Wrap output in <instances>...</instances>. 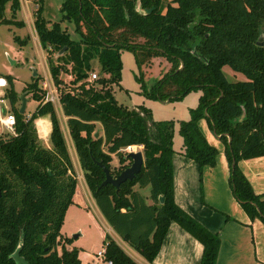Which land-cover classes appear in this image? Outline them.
Here are the masks:
<instances>
[{"label":"trees","instance_id":"1","mask_svg":"<svg viewBox=\"0 0 264 264\" xmlns=\"http://www.w3.org/2000/svg\"><path fill=\"white\" fill-rule=\"evenodd\" d=\"M34 1V29L60 89L85 181L107 222L151 261L174 220L203 244L199 264H215L219 235L175 202L174 119H154L143 103H120L112 85L121 77V50L128 49L135 55V78L146 97L171 101L199 89L197 104L178 121L181 153L195 160L199 173L204 165L215 164L217 149L198 122L204 118L224 144L233 196L251 218L264 222V192L254 190L238 165L240 159L264 155V41L258 43L264 33V0H139L143 12L136 9L137 0H62L60 10L73 21L75 36L60 21L44 17L43 0ZM7 3L12 15L20 6L19 0H0V22L24 24L5 17ZM53 51L60 52L58 61L50 56ZM152 56L165 57L170 66L147 88L140 66ZM97 64L99 75L88 84L89 71ZM225 64L246 78L229 80ZM62 71L72 75L75 90L59 87ZM5 77L15 132L0 133V264H17L10 253L19 243L29 264H80L79 248L68 247L72 238L60 232L77 179L54 104L43 101L45 90L36 80L29 82L38 103L26 116L15 104L18 94L11 76ZM42 115L51 122L50 145L40 140L34 121ZM97 123L102 133L96 134ZM131 144H142L140 171L118 189L111 183L99 186L104 171L97 160L115 175L130 164L124 148ZM112 154L117 167L111 166ZM135 185L149 186L151 203ZM103 240L105 259L139 264L107 232Z\"/></svg>","mask_w":264,"mask_h":264},{"label":"rangeland","instance_id":"2","mask_svg":"<svg viewBox=\"0 0 264 264\" xmlns=\"http://www.w3.org/2000/svg\"><path fill=\"white\" fill-rule=\"evenodd\" d=\"M168 1L170 0H163L164 4ZM61 2L62 0H43L42 14L45 18L49 19V21H60L61 26L63 28L65 27L69 31L71 36H75L76 33L74 31V23L71 19L68 20L63 16V12L60 10ZM135 5L137 9H140L141 11L144 10L137 1ZM36 6L37 3L34 0H28L27 3L25 2V0H21L20 6L17 9L16 13L12 15V12L9 8V3H7L5 8V17H12L14 20H22L24 21V24L18 25L13 23L0 22V75L5 77L6 74H9L11 76L12 86L14 90L19 94V96L20 94H22V92H25V90H27L25 92V97L27 98V107L24 114H27L28 112L31 113L38 103V100H36L32 96L33 89L27 86L29 82H33L34 80H36L37 85L45 90L43 101L45 100V96L49 88L43 86L42 82L45 80V77L48 78V85L52 89H54V91L55 89H57L58 93L60 92V89L57 87V85L54 84L48 68V64L46 61L47 51L40 47L36 32L33 28L34 24L32 25V23H30L31 19L34 17L32 13H34ZM15 36H18L19 39L23 40V42L21 43L19 40H17V38H15ZM135 38L142 39V37ZM59 53L60 52L58 51H53L50 53V56L52 57L54 62L58 61L56 59V56ZM121 59L122 69L120 80L118 83H114L112 85V90L116 99L120 103H123L128 107H134L139 103H144L151 109L152 117L154 119H174L175 132L173 137V147L176 148L177 146L182 144V136L179 134L177 129L178 121L180 119H186L189 116V108L194 107L197 104L200 90L192 89L183 97L171 101L160 100L157 98H148L143 94L140 83L135 78V74L138 73V66L133 51L122 49ZM169 66L170 62L163 56H152L144 59V62L141 64L140 69L142 71L143 79L147 88L150 87L152 82L156 78H158ZM98 69L99 68L97 64V68L94 67L91 71H89L88 78L86 80L88 84L92 83L94 79L98 77ZM34 70H36L35 74H33ZM92 71L97 72V76L94 79L90 78V73ZM223 71L229 80H240L246 78V75L243 72L233 70L228 64H225L223 66ZM60 76L62 78V83H60L59 85L61 89L75 90V84L71 80L72 75L69 72L62 71L60 73ZM58 102L59 101L56 100V102L52 103L54 104L56 111L59 112L64 124V128L66 129V116L64 117L60 112V105ZM16 105H21L20 99H18V101L16 100ZM96 126V129L100 131V123H97ZM0 131L4 133L6 132L5 130H1V126ZM206 132L211 138V140H207L217 149L215 155V161L217 162V157H219L221 153L225 155L224 144L213 133L208 124L206 126ZM40 140L45 145H50L49 139H47L48 144L43 139L40 138ZM67 141V148L68 150H70L69 153L72 159L76 179H78L79 177L78 181L82 180L83 172L79 167L80 164L77 162L73 144L68 134ZM141 147L142 146L139 147L138 145H136L134 148L139 149ZM124 150L128 151L125 148ZM73 160L75 162H73ZM118 165L119 162L117 156L115 154H112L111 166L117 167ZM145 189L148 190V187H141L142 192H144ZM200 197L203 198V195L201 194ZM86 202L90 205L89 209L77 206L72 203L67 206L60 232L63 235L70 236L72 238L71 243L74 246L81 248V256L83 259L86 256L88 261H92L94 264H108L107 259H105L106 261L97 259L96 255V251L104 247L103 239L105 233H108V230H106L107 226L105 225L99 214L96 212L95 205L91 202V200H89L88 198ZM228 217L230 216L228 215ZM77 232L79 233V235L74 236V234Z\"/></svg>","mask_w":264,"mask_h":264},{"label":"crops","instance_id":"3","mask_svg":"<svg viewBox=\"0 0 264 264\" xmlns=\"http://www.w3.org/2000/svg\"><path fill=\"white\" fill-rule=\"evenodd\" d=\"M25 2L27 3L28 0H25ZM33 19L34 17L30 22L32 25ZM26 91L27 90H25V92ZM25 92L22 93L26 95ZM5 99L6 105L4 106L10 108V101L7 93ZM18 99L21 100L19 94ZM25 100L26 110V97ZM58 103L60 105V112L65 117L61 104L60 102ZM0 105L2 108V103ZM56 113L68 146L67 134L69 137L70 134L67 124H65L66 130L59 112L56 111ZM29 114L30 112L25 115L28 116ZM38 120L40 123H38ZM34 121L39 137L48 144L47 139H49L51 129L49 116H38ZM198 122L207 139L211 140L206 132V120L201 118ZM97 133H102V129L100 131L98 130ZM139 149L142 150V147ZM174 149L172 166L175 202L209 230L219 235L220 242L215 264H264V222L260 218L252 219L244 207H242V204L233 196L228 181L229 167L225 155L221 153V155L217 157V162L214 165H204L201 173H199L198 164L195 160L181 153V144ZM74 152L77 162L79 163L75 148ZM73 162L75 161L73 160ZM239 167L242 168L251 181L254 190L258 193L264 192V155L240 159ZM80 169L82 170L81 167ZM78 179L73 195L74 202H72V204L89 209L90 205L86 202L89 198L95 205L96 212L107 226L106 230H108L110 236H112L137 263L199 264L203 244L174 220L170 222L167 228L159 251L151 261H148L123 240L107 222L87 186L84 175L82 180L78 181ZM147 187L148 190L145 189V191L142 192L141 187L135 185V188L145 196L146 201L151 203L152 198L149 196V186L147 185ZM201 194L203 198L200 197ZM226 214L230 217H227ZM76 235H79V233L77 232ZM72 245L73 244L70 243L68 247ZM80 249L81 248H79L80 264H94L92 261L89 262L86 256L84 259L82 258ZM97 259L105 260V258L101 256H97ZM107 263L113 264L110 260H107Z\"/></svg>","mask_w":264,"mask_h":264},{"label":"water","instance_id":"4","mask_svg":"<svg viewBox=\"0 0 264 264\" xmlns=\"http://www.w3.org/2000/svg\"><path fill=\"white\" fill-rule=\"evenodd\" d=\"M137 2L140 5V1L137 0ZM137 9V8H136ZM139 11H141L140 9H137ZM144 10H142L141 12H143ZM264 39V33L261 32L258 43L259 44H263V40ZM36 73V70H34L33 74ZM21 97V105L19 108L20 112H24L25 110V95L22 93L20 95ZM97 134V132H96ZM127 156L131 157V162L129 165H127L125 168L121 169L117 174H112L110 173L109 169L103 165L101 163V161L97 160V163L102 165L103 171H104V178L101 181L100 185H104L107 183H111L113 185H115L116 189L119 188L120 183L123 182L124 180L128 179V178H133L135 176V174L137 172L140 171L141 166L143 164V153L141 149H137V150H129L127 151ZM159 201L162 202L163 201V195H159ZM77 233L74 234V236H76ZM20 247L21 244L19 243L16 248L14 249V251L12 253H10V256L13 257V259L15 260V262L17 264H29V262L25 259L24 256H22L20 254Z\"/></svg>","mask_w":264,"mask_h":264},{"label":"built area","instance_id":"5","mask_svg":"<svg viewBox=\"0 0 264 264\" xmlns=\"http://www.w3.org/2000/svg\"><path fill=\"white\" fill-rule=\"evenodd\" d=\"M96 76H97L96 71H92L90 73V78L94 79ZM0 79L5 81L4 84L0 85V104L2 103V108L0 105V126L2 130H5L6 132L14 133L15 132V115L9 107L4 106L6 105L5 98H6V88L8 87V81L6 77L1 76V75H0ZM42 83L44 87H49L48 92L45 96V101L46 100H50L52 102H56V100L59 101V93L57 89H55L54 91V89H52L48 85L47 77H45V80ZM136 145H138L139 147L142 146V144H131V145H127L125 149H127L128 151L133 150V149L137 150L134 148ZM104 251L105 249L103 247L102 249L97 250L96 255L104 257Z\"/></svg>","mask_w":264,"mask_h":264},{"label":"clouds","instance_id":"6","mask_svg":"<svg viewBox=\"0 0 264 264\" xmlns=\"http://www.w3.org/2000/svg\"><path fill=\"white\" fill-rule=\"evenodd\" d=\"M5 81H3L2 79H0V85L4 84Z\"/></svg>","mask_w":264,"mask_h":264}]
</instances>
